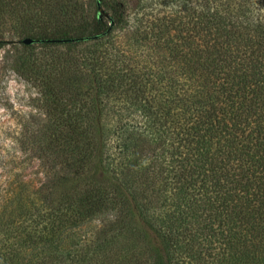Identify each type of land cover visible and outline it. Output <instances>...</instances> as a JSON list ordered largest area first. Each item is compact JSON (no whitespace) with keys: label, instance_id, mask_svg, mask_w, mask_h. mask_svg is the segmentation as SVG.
<instances>
[{"label":"trees","instance_id":"16d2710c","mask_svg":"<svg viewBox=\"0 0 264 264\" xmlns=\"http://www.w3.org/2000/svg\"><path fill=\"white\" fill-rule=\"evenodd\" d=\"M99 1L0 0L53 103L29 141L65 184L23 179L0 264H264V0ZM95 219L91 251L62 248Z\"/></svg>","mask_w":264,"mask_h":264},{"label":"rangeland","instance_id":"374dc122","mask_svg":"<svg viewBox=\"0 0 264 264\" xmlns=\"http://www.w3.org/2000/svg\"><path fill=\"white\" fill-rule=\"evenodd\" d=\"M156 8L182 9L186 0H144ZM136 2V0L134 1ZM0 33V228L23 225V179L50 196L60 199L65 184L55 179V189L46 187L53 179L52 164L39 159L29 141L30 134L43 131L50 120L51 105L45 100L43 86L23 76V48L20 38L10 25ZM41 50L37 47L36 51ZM82 92L87 90L82 84ZM87 92V91H86ZM27 141L30 144L24 143ZM45 185V188H43ZM103 222L100 219L84 222L68 230L61 239L62 248L78 251L91 249L99 242L97 237ZM1 229V230H3ZM103 243L102 245H105ZM64 246V247H63ZM108 251L109 248L102 247Z\"/></svg>","mask_w":264,"mask_h":264},{"label":"water","instance_id":"95a60500","mask_svg":"<svg viewBox=\"0 0 264 264\" xmlns=\"http://www.w3.org/2000/svg\"><path fill=\"white\" fill-rule=\"evenodd\" d=\"M98 5H99V10H100V12H101L102 14L107 15V12L102 8L101 3H100L99 0H98ZM23 42H25V43H33V42H34V39H33V38H30V37H27V38H25V39L23 40Z\"/></svg>","mask_w":264,"mask_h":264}]
</instances>
